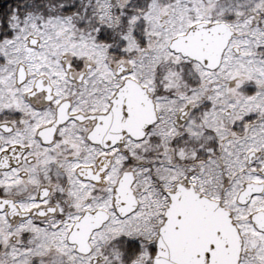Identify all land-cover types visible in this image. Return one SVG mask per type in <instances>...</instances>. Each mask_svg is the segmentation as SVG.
Wrapping results in <instances>:
<instances>
[{"label":"snow or ice","instance_id":"6c2138e0","mask_svg":"<svg viewBox=\"0 0 264 264\" xmlns=\"http://www.w3.org/2000/svg\"><path fill=\"white\" fill-rule=\"evenodd\" d=\"M0 264H264V0H0Z\"/></svg>","mask_w":264,"mask_h":264}]
</instances>
